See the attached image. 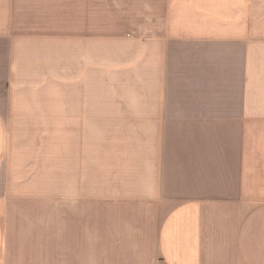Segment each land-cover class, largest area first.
<instances>
[{"label":"crops","instance_id":"obj_1","mask_svg":"<svg viewBox=\"0 0 264 264\" xmlns=\"http://www.w3.org/2000/svg\"><path fill=\"white\" fill-rule=\"evenodd\" d=\"M0 264H264V0H0Z\"/></svg>","mask_w":264,"mask_h":264}]
</instances>
